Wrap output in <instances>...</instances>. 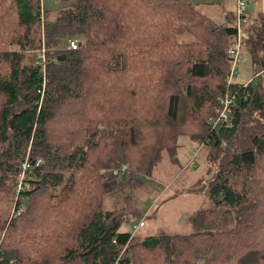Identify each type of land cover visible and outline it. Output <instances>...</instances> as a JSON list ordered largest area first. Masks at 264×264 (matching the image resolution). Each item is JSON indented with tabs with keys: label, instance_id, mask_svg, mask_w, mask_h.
<instances>
[{
	"label": "trees",
	"instance_id": "16d2710c",
	"mask_svg": "<svg viewBox=\"0 0 264 264\" xmlns=\"http://www.w3.org/2000/svg\"><path fill=\"white\" fill-rule=\"evenodd\" d=\"M194 5L70 0L49 19L41 0H0V264H264V15H245L239 83L234 15ZM179 136L205 150L209 204L184 232L120 231Z\"/></svg>",
	"mask_w": 264,
	"mask_h": 264
},
{
	"label": "rangeland",
	"instance_id": "374dc122",
	"mask_svg": "<svg viewBox=\"0 0 264 264\" xmlns=\"http://www.w3.org/2000/svg\"><path fill=\"white\" fill-rule=\"evenodd\" d=\"M191 1H194L195 8L209 16L214 22H222L224 15H233L234 12V9L231 12L232 3L234 6L233 0ZM247 2L250 3L251 0ZM69 3L70 0H41V6L47 9L49 19L55 17L56 11L60 6ZM260 3L261 1H257L256 5H260ZM250 4L251 5H248L247 8V16L249 20H252L255 18L257 10H254L256 6L253 2ZM176 38L178 40L191 39L186 33L178 34ZM10 47L16 49L18 46L10 45ZM36 50L42 53L44 49L40 47L39 49L28 50L27 54L29 57ZM36 53H38V51H36ZM251 73L252 65L250 63L249 54L246 49L242 48L235 62L234 71L230 75V79L233 82L241 83L250 77ZM261 77L264 82V75ZM180 139L181 141H179ZM176 155L178 163L172 164L169 162L167 153L162 151L161 159L152 174V179L157 180L162 188L152 193L153 195L155 194L153 198L150 197L149 194H140L141 197L138 198L139 213L124 219L119 226L120 231L125 230L130 232L132 230V224H134L141 215H144L142 219L144 224L135 230L140 238L159 232H184L189 230V222L186 220L187 216L196 209L204 208L209 204L205 187L196 182L200 179L204 180L206 177L204 148H199L194 141L188 140L184 136H179ZM125 164L126 163L122 162L119 166L128 169ZM115 169L116 168L113 170L115 171ZM20 174H22V172ZM155 187L156 186H153V190ZM149 189L151 190L152 186H150ZM158 192L160 193L157 194Z\"/></svg>",
	"mask_w": 264,
	"mask_h": 264
},
{
	"label": "built area",
	"instance_id": "2783aa9c",
	"mask_svg": "<svg viewBox=\"0 0 264 264\" xmlns=\"http://www.w3.org/2000/svg\"><path fill=\"white\" fill-rule=\"evenodd\" d=\"M234 1V12H233V21H234V26H235V33H234V39H233V43L231 45L228 46L227 53L230 55V61L233 64L239 56V46H240V40H241V34H240V30L242 27V24L246 23V17H245V0H233ZM68 46L70 48H74L77 44V42L72 38V39H68ZM38 55H42V54H38ZM41 58H43V56H41ZM233 72V70H232ZM232 72L229 74L231 75ZM256 73L253 74V77L255 76ZM228 78V77H227ZM229 79V78H228ZM220 102H222L221 105V109L218 112L217 116H216V121L213 120V125L215 123H217V120H221V121H228V118L226 116V106L228 104H231L233 102V95L231 94L230 96L228 94H225L223 98L220 99ZM39 159L35 160V163H38ZM21 166L25 167L27 166V160L26 158L21 162ZM143 216H140V218H138L134 224H132V230L131 233L135 232V230L142 226L144 223L142 221ZM115 264V263H113Z\"/></svg>",
	"mask_w": 264,
	"mask_h": 264
},
{
	"label": "crops",
	"instance_id": "0c3cea01",
	"mask_svg": "<svg viewBox=\"0 0 264 264\" xmlns=\"http://www.w3.org/2000/svg\"><path fill=\"white\" fill-rule=\"evenodd\" d=\"M248 0H245V7H246V9H245V15H246V17H247V20H249V18H248V16H247V8H248V5L250 6L251 4V2H253L254 4H255V9L254 10H257V13H255L256 15L258 14V12L259 13H262L263 15H264V0H251V2L249 3V2H247ZM257 1H261V3H260V5H256V2ZM233 9H234V6H233V3H232V10H231V12L233 11ZM253 13V12H252ZM254 14V13H253ZM255 15V16H256ZM263 74H264V69H263ZM250 77H248L246 80H248ZM246 80H244V81H246Z\"/></svg>",
	"mask_w": 264,
	"mask_h": 264
}]
</instances>
